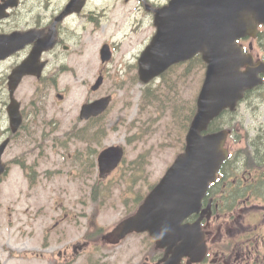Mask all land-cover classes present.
Here are the masks:
<instances>
[{
    "label": "flooded vegetation",
    "instance_id": "obj_1",
    "mask_svg": "<svg viewBox=\"0 0 264 264\" xmlns=\"http://www.w3.org/2000/svg\"><path fill=\"white\" fill-rule=\"evenodd\" d=\"M167 2L168 0H0V53L9 50L11 43L17 41V36L11 35L34 32L27 44L0 60V66L5 72L4 77L2 73L0 74V149L3 147L6 151L7 146L16 142L18 137L33 139L32 121L35 111H38L37 103L42 99L39 91L48 92L58 84L57 70L48 68L50 61L48 55L55 52L59 55L61 50L68 52L74 50L77 55L84 54L86 46L83 50H76L74 39L79 47L89 40L105 39L112 34L111 28L119 18L133 17V22L137 23L140 17V23L143 24L146 14L153 15L154 10ZM128 19L126 21H129ZM50 36L55 37V45L51 52L44 50L41 53V61H47L43 74L39 78L24 77L17 88L19 91L24 87L23 82L26 79L32 80L38 90V96L35 100H20V110L25 118V124L20 126L21 131H18L19 128L13 132L8 113L9 74L38 48V43L49 41ZM70 41L72 43L68 45ZM105 43L108 41H103V44ZM261 130L262 128L257 131L252 140L253 151H264V132ZM259 162L262 163L260 167L264 172V153L254 154L253 165L258 167ZM222 174V179L220 178L209 189L203 203L206 213H210L209 218L204 217L207 227L204 238L205 254L200 262L191 261L184 256L181 258V264H258L263 259L259 256L258 248L264 244V200L255 204L249 201L247 193L243 192L251 189L250 185L241 188L242 194L239 197L228 188L232 181L228 178L227 172L222 171ZM254 182L257 197L264 198V180L261 179L263 185L257 179ZM62 214L67 215L64 212ZM96 216L87 218L85 222L87 231L96 226L94 221ZM56 226H59V222ZM89 244L91 242L85 240L82 248ZM153 248L151 251L153 256L147 255L145 258L150 264H156L164 256L165 251L157 248L155 244ZM45 264L79 262L50 259Z\"/></svg>",
    "mask_w": 264,
    "mask_h": 264
},
{
    "label": "water",
    "instance_id": "obj_2",
    "mask_svg": "<svg viewBox=\"0 0 264 264\" xmlns=\"http://www.w3.org/2000/svg\"><path fill=\"white\" fill-rule=\"evenodd\" d=\"M213 2L216 3L213 8L216 7L220 12H226V8L230 7L229 0H214ZM193 3V0H173L172 4L162 12L159 21V35L146 59L147 62L152 61L155 67L162 68L180 60L182 56H191L193 51L197 49L203 50L205 58L209 61V67L207 79L200 95V105L201 108H204L203 102H205L206 106H211L207 108L209 111L203 114L204 118L198 115L194 121L190 136H188L190 143L187 154L180 157L170 168L162 183L148 198L143 209L141 208L135 216L129 218L123 224L124 230L130 229L128 226L132 225L140 229L149 228L159 241H162L163 238H169L167 243L170 245L175 244L178 239H182V246L186 248L193 239L180 237V235L171 237L172 231L179 226L180 221L187 212L197 208L201 193L205 190L208 182L213 179L214 172L224 155V151L221 149V140H219L215 147H211L214 151L207 156L209 162L204 159L199 167L202 170L201 175L196 176L195 172L192 175V171L195 170V162L199 164L196 160L199 152L196 151L190 137L194 135L193 132L198 133L205 126L207 122L205 115L210 113L212 107L218 111L221 107V100L226 102L228 94H238L244 86L255 82L254 73L244 77L240 75L238 70L241 64L239 61L240 55L232 57H228V55L226 59L222 58L221 52L214 46L219 34L221 36H235L240 29L246 30L247 28L245 26H228L224 22L221 23V28L213 29L211 25L202 23L208 22L206 17L194 22L202 24H192V21H194L192 16L204 12L202 8L193 7ZM245 3L246 0H241L240 7L242 6V8L231 11V14H235L240 18L247 17V21L251 23V16H248L249 12L243 9ZM188 4L191 5L193 10L189 8ZM254 13L257 21L264 22V0H260L255 4ZM149 69L153 71L151 67ZM150 70H147L146 73H150ZM204 152H209L208 148ZM192 184H194L197 194L191 195L187 191ZM168 192H174L182 196L177 201H172V197L171 199L167 197ZM152 207L154 212L151 213ZM159 225L162 226L163 232L157 233L155 228H158Z\"/></svg>",
    "mask_w": 264,
    "mask_h": 264
},
{
    "label": "rangeland",
    "instance_id": "obj_3",
    "mask_svg": "<svg viewBox=\"0 0 264 264\" xmlns=\"http://www.w3.org/2000/svg\"><path fill=\"white\" fill-rule=\"evenodd\" d=\"M74 60L76 61L77 59L74 58ZM174 77L175 73H173L171 79H174ZM202 78V72H195L193 75H190L189 79H185L187 80V84L180 82L177 83L171 89V91L167 92L168 94L163 95V100L161 102L156 101V103L154 104V108L143 109L142 112L139 111V107L140 100L142 105H144V93L142 95V86L140 84L136 83V85H134V88H132L130 91L115 90L113 87H111L112 79L109 80L107 85L104 87L105 91L116 92V99L112 103V109H110V111L108 112V120H110L111 123L117 118V115L122 114V108L125 106L124 102L126 100L131 102L128 113L126 114L128 115V118L127 122H125V125H122L123 127L112 131V124L108 122L110 133L108 132L103 142V146L106 144L121 142L126 147V161L122 163L123 166L119 171L116 172V174H122L121 171L128 167L129 161L135 159L140 155H143L145 161H149V165L142 171L140 179L145 177L147 172L149 173V169L152 178L156 177V180L159 178V175L164 170V165L167 166L168 164H170L172 159H174L176 154L181 150V147L176 148V143L178 138H180V135H178L179 131L177 132V130H179L180 128L181 131L182 127L180 126V120L182 119L183 113L176 116L173 114V109L179 103H185L187 100L193 99L198 94ZM174 80L176 81L177 79L175 78ZM65 83L67 86L74 84V82L68 77L65 78ZM162 84H164V79L162 81ZM70 88L71 86H69V90ZM69 90H67L66 92H68ZM160 90L162 91L163 89ZM68 93L69 98L65 103L61 102L60 104H58L51 97V101L57 106H54L52 103H50L47 113L45 117H43L45 118L44 123H48V121L52 120L53 116L56 119L60 120L58 128L61 125V132H59V135L61 136H63L75 125L74 117L75 110L77 111L78 107L77 103L81 99V96L86 94V92H78L73 89ZM181 111V109L178 110V112ZM136 112H138V120H136L134 124L129 126L128 124L132 123V117L135 116ZM54 129H56V126H54L53 130ZM70 139V142H72L73 138ZM74 143L75 144H71V146L67 145L66 149L59 148V150L56 151L51 147L52 141L49 142L48 148H45V155L41 158V161L43 162V164L41 165L42 167L38 171L39 175H41V178L45 175V171L51 170L52 172L60 170L62 168V165H65L66 161H68L67 155H69V152L78 151L79 145H82L84 147L83 142ZM174 148L176 149L174 150ZM135 167L141 169L144 168V165H135ZM70 168L71 163L67 162V164L65 165V169L61 170L62 174H54L51 176V178L44 177V182H42V185H40L36 189L30 188V190L33 191L32 193H30L29 190H27V184L24 180L25 177L23 173L19 168L15 167L12 173L6 178V185H12L15 194L13 195L10 192L5 191L2 193V195L7 197V199H13L14 197L19 196L16 203L19 211L24 210L29 204L33 209H36L37 207L41 209V207H43V205L46 203L47 197H52L55 194L62 196L67 206H72L73 201L75 202L77 200L73 199V197L81 195V193L75 192L80 186V181L78 180V178H70L67 175ZM122 175L124 176L122 179L131 180V176L128 172ZM110 179H114V177H111ZM155 179L153 181H155ZM69 181H71L72 184H70ZM122 186H124V184ZM139 186L144 187L139 188ZM147 189L148 186L145 184V182L142 183L141 181H139L136 188H134L137 193H142L143 191L147 193ZM55 190L60 192L55 193ZM30 195L31 199L28 197ZM53 201L54 199H51V203ZM80 207L81 205L77 210H79ZM123 212L124 211L121 208L115 209V211H113L112 213L109 211L107 222H109L110 224L115 223L116 221H118V219H121L123 217ZM7 233L8 229L5 232L0 230V234L2 236V245L7 242ZM146 238L147 237L145 235H131L119 247H114V250L110 253L108 259L111 262H114V264H136L140 262L143 259L144 252H146V250L142 246V240ZM127 248H129V256L128 259H125L127 260L126 263H124V261L122 262L121 256L123 255L122 258L126 256L123 250ZM1 255L2 258H5L7 252L2 251ZM19 264L26 263L21 262Z\"/></svg>",
    "mask_w": 264,
    "mask_h": 264
}]
</instances>
